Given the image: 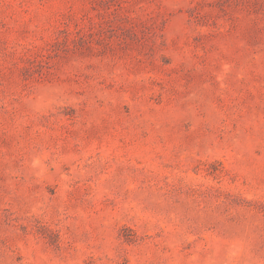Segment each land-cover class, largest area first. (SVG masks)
I'll return each instance as SVG.
<instances>
[{"label": "rangeland", "instance_id": "obj_1", "mask_svg": "<svg viewBox=\"0 0 264 264\" xmlns=\"http://www.w3.org/2000/svg\"><path fill=\"white\" fill-rule=\"evenodd\" d=\"M0 264H264V0H0Z\"/></svg>", "mask_w": 264, "mask_h": 264}]
</instances>
